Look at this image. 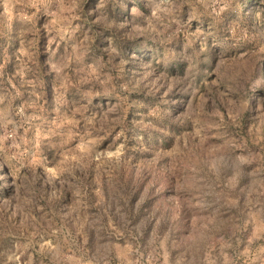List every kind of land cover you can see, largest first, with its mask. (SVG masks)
<instances>
[{
    "label": "rangeland",
    "instance_id": "374dc122",
    "mask_svg": "<svg viewBox=\"0 0 264 264\" xmlns=\"http://www.w3.org/2000/svg\"><path fill=\"white\" fill-rule=\"evenodd\" d=\"M258 1L0 0V264H264Z\"/></svg>",
    "mask_w": 264,
    "mask_h": 264
},
{
    "label": "trees",
    "instance_id": "16d2710c",
    "mask_svg": "<svg viewBox=\"0 0 264 264\" xmlns=\"http://www.w3.org/2000/svg\"><path fill=\"white\" fill-rule=\"evenodd\" d=\"M246 3H251V7H252V11H254V9H256L257 5L259 4L258 0H246ZM141 7V6H140ZM253 13V12H252ZM139 48H135V50H138Z\"/></svg>",
    "mask_w": 264,
    "mask_h": 264
}]
</instances>
